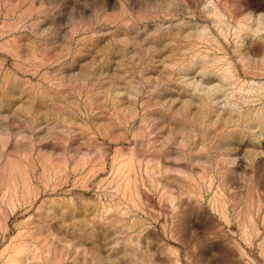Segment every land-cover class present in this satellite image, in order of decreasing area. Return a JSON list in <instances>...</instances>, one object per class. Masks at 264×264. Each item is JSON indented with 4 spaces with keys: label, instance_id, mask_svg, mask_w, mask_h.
<instances>
[{
    "label": "rangeland",
    "instance_id": "374dc122",
    "mask_svg": "<svg viewBox=\"0 0 264 264\" xmlns=\"http://www.w3.org/2000/svg\"><path fill=\"white\" fill-rule=\"evenodd\" d=\"M260 11L0 0V264H264Z\"/></svg>",
    "mask_w": 264,
    "mask_h": 264
},
{
    "label": "clouds",
    "instance_id": "9594fccd",
    "mask_svg": "<svg viewBox=\"0 0 264 264\" xmlns=\"http://www.w3.org/2000/svg\"><path fill=\"white\" fill-rule=\"evenodd\" d=\"M244 6V5H243ZM245 7V6H244ZM249 11H253L251 9H249ZM254 12V11H253ZM257 14H260V15H264V11H260V12H256ZM51 28V25H49L47 28H44L43 29V32L41 34H44V33H47L49 31V29Z\"/></svg>",
    "mask_w": 264,
    "mask_h": 264
}]
</instances>
